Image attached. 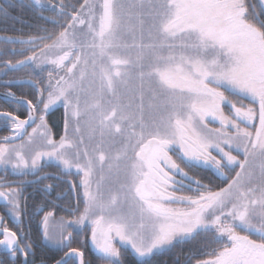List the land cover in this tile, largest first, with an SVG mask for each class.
Masks as SVG:
<instances>
[{
    "label": "snow or ice",
    "instance_id": "1",
    "mask_svg": "<svg viewBox=\"0 0 264 264\" xmlns=\"http://www.w3.org/2000/svg\"><path fill=\"white\" fill-rule=\"evenodd\" d=\"M28 7L45 23L0 36L2 98L16 105L0 110L10 264H47L30 224L36 195L38 236L63 253L55 264H91L85 241L101 264H264V0ZM25 81L31 99L12 91ZM57 105L59 134L47 118ZM45 162L69 178L55 199Z\"/></svg>",
    "mask_w": 264,
    "mask_h": 264
},
{
    "label": "flooded vegetation",
    "instance_id": "2",
    "mask_svg": "<svg viewBox=\"0 0 264 264\" xmlns=\"http://www.w3.org/2000/svg\"><path fill=\"white\" fill-rule=\"evenodd\" d=\"M30 0H0V9H7L8 15L4 16L0 14V36L4 35H22L28 34L30 32H34V28H31L30 25L35 24H44L45 22L39 19L38 13L33 11L30 7H28ZM75 2V0H73ZM49 28H52L51 24L46 25ZM18 76H24L25 73H18ZM3 86H0V110L12 111L16 105L7 104L3 100V93L6 91ZM18 96H26L28 99L32 98V87L25 81L22 84H17L12 88ZM19 114L21 118H24L26 113L23 109L20 110ZM63 114L64 109L62 106L57 105L53 111H51L48 115V121L50 125L53 126V129L58 134L62 131L63 128ZM7 130L0 127V136L7 135ZM58 138V135H57ZM43 174H49L50 178L45 180L44 183H52L56 185L55 191L51 194L50 199H55L57 193L66 192L68 185L64 182L68 177H64L61 175L60 170L57 168L55 162H45L43 168ZM192 174L199 175L205 178V182H211L213 185L221 184L222 181L217 178L213 173H211L207 169L199 168L192 170ZM59 177V179H57ZM10 179H13L10 177ZM31 179V177H29ZM70 179H76V177H71ZM33 191L32 187L27 188V192L31 193ZM43 198L39 195L35 196L34 200L30 201L29 207V215L32 217L30 224L32 228V235L34 240L36 241V254L37 259L43 257L47 264H55V260L59 259L60 256L63 255L62 252L58 251L55 247L48 245L46 242H42L38 236L37 232V220L39 219V215L34 214V205L39 203ZM57 203H66L65 201H57ZM0 214H4V208L2 204H0ZM58 215H65V213H58ZM7 218V217H6ZM11 225V221H9ZM29 221H25V226L27 227ZM80 239H83L81 237ZM75 246V245H74ZM85 250V258L90 261L91 264H101V261L97 258V253L92 248L90 242L85 241L84 244L81 245ZM169 256V258H174V254H168L166 256H162L159 258L160 264H166L165 257ZM131 261V258H128ZM0 261H3L4 264H10L8 257L3 251H0Z\"/></svg>",
    "mask_w": 264,
    "mask_h": 264
},
{
    "label": "trees",
    "instance_id": "3",
    "mask_svg": "<svg viewBox=\"0 0 264 264\" xmlns=\"http://www.w3.org/2000/svg\"><path fill=\"white\" fill-rule=\"evenodd\" d=\"M173 258H169V256L165 257V260H166V264H171V261H172Z\"/></svg>",
    "mask_w": 264,
    "mask_h": 264
}]
</instances>
